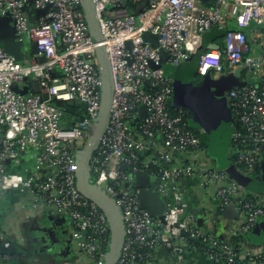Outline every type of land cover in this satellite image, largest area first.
<instances>
[{
    "label": "built area",
    "instance_id": "1",
    "mask_svg": "<svg viewBox=\"0 0 264 264\" xmlns=\"http://www.w3.org/2000/svg\"><path fill=\"white\" fill-rule=\"evenodd\" d=\"M28 1L0 0V17H10L17 40L35 43L38 52L17 62L0 45V199L16 191L25 196L31 214L53 212L65 220L73 253L82 264H104L110 244L106 217L76 187L77 157L101 106L95 44L80 0ZM142 1L134 0L136 7ZM91 2L113 96L107 126L89 162L90 179L121 215L123 243L115 264H151L160 249L170 263L183 264L193 242L181 232L203 244L200 250L211 264H264L263 246L248 248L244 238L264 222V190L247 192L229 174L234 170L246 177L257 168L264 170V32L255 36L256 52L243 32L263 25L264 0H212L210 7L198 0H148L139 14L129 13L123 0ZM25 5L48 9L29 23ZM229 23L235 28L228 29ZM213 26L225 31L222 50L198 54L202 37ZM144 33L156 37V48L143 40ZM159 51L166 59L155 68L160 65ZM196 54L200 77L211 74L216 79L240 68L239 80L246 83L224 94L231 113L232 152L221 169L197 165L201 129H189L185 111L173 102L175 70ZM28 77L40 94L11 90L13 84L19 90L26 87ZM139 106L145 116L132 127ZM138 173L149 176L150 190L162 199L161 219L140 207L141 189L134 184ZM192 176L201 178V187L211 189L223 208L232 206L236 219L243 216L236 227L225 228L222 240L198 229L187 213L178 183ZM235 237L240 244L233 243ZM16 256L2 248L0 264Z\"/></svg>",
    "mask_w": 264,
    "mask_h": 264
},
{
    "label": "water",
    "instance_id": "2",
    "mask_svg": "<svg viewBox=\"0 0 264 264\" xmlns=\"http://www.w3.org/2000/svg\"><path fill=\"white\" fill-rule=\"evenodd\" d=\"M128 0H123V7H126ZM200 3H204L211 0H198ZM148 0H143L137 5L134 10V14H139L144 7L147 5ZM31 4V0L28 1V5ZM80 4L84 13V17L88 27V33L91 37L93 43L95 44V53L96 61L98 65V70L101 76L102 88H101V106L99 117L91 129L90 138L87 142L85 148L79 153L77 160V171H76V187L79 193L86 198L87 200L94 203L97 208L105 215L109 230H110V244L107 252V256L104 260V264H115L118 260L121 246L123 243V224L121 220V215L114 205V203L107 197L103 192H101L97 187L92 184L90 179V167L89 162L91 160L92 154L97 148L99 139L103 135L105 128L108 123L109 110L111 107V101L113 96V81L110 71L109 62L102 46V37L99 30L98 21L95 15L94 7L91 0H80ZM28 5L23 7V10L28 15L29 23H34L38 17L44 16L47 12L48 6L42 10L30 9ZM264 24V17H263ZM142 38L145 42H149L151 47H157V39L151 34L144 33ZM0 45L3 51L14 58L15 61L21 62L27 56L28 53L24 51V42L22 40H17L15 35V29L12 20L8 16L0 17ZM129 45V44H127ZM212 50L218 49V46L211 45L209 47ZM29 54L37 55V49L35 43H30ZM160 53V65L155 67L153 64L151 66L154 68H160L164 64L166 59V54L163 51ZM37 60L39 63L44 62L42 56H38ZM92 64V62H90ZM164 67V66H163ZM170 69V68H169ZM167 70V69H166ZM171 70V69H170ZM240 68L236 69L233 73H230L225 76L218 77L216 79H210L209 74L204 77V82L198 87H193L191 83H184L178 80H175L174 83V96L173 102L175 105L185 107L193 110V119L190 120L189 126L196 129V125L203 126L201 122V117L203 112L201 109L199 111L198 107H194L193 103L203 100V103L206 104L208 99L213 100L217 105V108L221 107V104L225 101L224 94L231 90L234 87H243L245 82L239 80ZM25 85L22 90L18 89L17 84L11 86V90L20 95L27 94L29 92L33 94H40L39 87L37 83L32 82L30 77L25 78ZM209 86V87H206ZM28 86V87H27ZM208 88V90H206ZM42 100H47L46 94H41ZM212 103V104H214ZM226 104V103H225ZM67 105L72 106L73 103H67ZM203 109V108H202ZM139 116L136 118L131 126L133 127L140 119L145 116V110L142 106L138 107ZM204 127L207 131V134L210 135L212 126L208 125ZM230 124L231 117L227 116L223 119V132L224 139L228 143L230 135ZM197 129H201L198 128ZM125 169V168H124ZM230 176L238 183L240 186L245 189L254 190H264L262 187V182L264 181V170L261 176L257 179L252 180L247 177L237 174V171H229ZM134 184L137 188L141 189V194L139 197V205L142 209H145L149 216L152 218H162V213L164 211V204L162 199L156 192L150 190V179L146 173H138L134 176ZM225 219L232 221L236 216L235 209L232 206H227L224 210ZM199 225V222H197ZM181 235L193 243H197L196 239H190L188 235L184 232H181ZM251 240L255 243L264 241V222L260 221L257 223L255 228L251 233Z\"/></svg>",
    "mask_w": 264,
    "mask_h": 264
},
{
    "label": "crops",
    "instance_id": "3",
    "mask_svg": "<svg viewBox=\"0 0 264 264\" xmlns=\"http://www.w3.org/2000/svg\"><path fill=\"white\" fill-rule=\"evenodd\" d=\"M228 26L235 28L233 23H229ZM258 31L253 26L245 30L252 50L255 52L258 51L255 40ZM210 46L207 48L210 49ZM189 59L198 63L197 55H192ZM209 78L215 79L211 74H209ZM184 83H191L193 87H198L193 80ZM200 131L208 135L207 132ZM213 144L214 142L212 144L210 142L208 146L213 147ZM200 152L209 158L213 155V151L209 150L207 145L203 146ZM199 155L200 153L196 159L197 165L206 164ZM214 165L212 167H218L217 164ZM200 184L201 178L198 176L185 178L178 183V188L188 205L187 213L194 218L198 229L212 235L216 240H222L226 237L227 232H225L226 227L219 232L220 225L223 221L234 223L237 216L232 221L225 219L224 210L227 206L223 208L221 202L214 197L213 191L202 188ZM261 184L264 187V181ZM65 223L64 219L51 211H38L31 214L25 196L16 191L4 193L0 199V249H6L17 256L3 264H82L81 257L73 253L68 235L67 237L62 236V232L66 233ZM244 238L248 239L245 235ZM252 242L251 240L246 245L252 246V249L259 246ZM155 256L151 264H172L161 249L156 251ZM182 263L211 264L205 254L195 247L186 250Z\"/></svg>",
    "mask_w": 264,
    "mask_h": 264
},
{
    "label": "trees",
    "instance_id": "4",
    "mask_svg": "<svg viewBox=\"0 0 264 264\" xmlns=\"http://www.w3.org/2000/svg\"><path fill=\"white\" fill-rule=\"evenodd\" d=\"M211 4H212V0L211 1L204 2V3H201V5L204 6V7H210ZM126 8H127V10H128L129 13L133 14L134 13V10L136 8V3H134V0H128L127 1V5H126ZM251 26L255 27L256 29H258L261 32H264V24L261 25V26H255V25H251ZM227 28L228 29H234L231 26H228ZM243 32H244V34L246 36L247 43L251 47V44L248 41L247 33L245 32V30ZM224 35H225V31L224 30H221V29L217 28L216 26L211 27L204 34V36L202 37V47L198 51V54L201 51H203L205 49H208L207 47L209 45H212V44H216L218 46L219 50H222V48H223V41L222 40L224 38ZM198 54H196V55L198 56ZM193 59H189V60L185 61L179 68H177L175 70V80H178V81H181V82H185V81H188V80H193L194 83H196V82H199L200 81V78H203V77H200L197 74V63H195ZM222 62H224V61H222ZM52 104L55 105L56 107H61V108L64 107V105H65V104L64 105L63 104H60L58 102H53ZM182 109L186 113V116H185L186 118L185 119L188 122L189 129H192L193 131L197 132L199 130V129H197V126H196V129H194V127L189 126V122H190L191 117H192V112L188 108H185V107H182ZM202 110L204 111V114L202 116L203 119L206 120L207 122H209L208 125H210V122H211L213 126H212V129H211V134L210 135L198 134V137H199V140H200V147L201 148H203V146H206V145L208 146V144H210V141L211 140H214L213 141L214 143H219L218 142V139L219 138H216V137H217V135L220 132H223L222 129L219 131V129L217 128L218 122L217 123H214V122L211 121V118H210V114L209 113H207V116L204 117L205 116V109H202ZM202 117H201V122H202ZM211 144H212V142H211ZM262 173H263V171H261V169L257 168L254 174H252L250 176H246V177L249 178V179L255 180L259 176H261ZM233 243H236V245H237V243L240 244V238L239 237H235L233 239ZM190 244L193 247H195L196 249H198L199 251H201L200 250V247L203 246V244H201V242H199V243H190Z\"/></svg>",
    "mask_w": 264,
    "mask_h": 264
},
{
    "label": "rangeland",
    "instance_id": "5",
    "mask_svg": "<svg viewBox=\"0 0 264 264\" xmlns=\"http://www.w3.org/2000/svg\"><path fill=\"white\" fill-rule=\"evenodd\" d=\"M29 46H30V41H28L27 39H25L24 40V51H26L28 53V55H29V52H28L29 51L28 50L29 49ZM163 68L165 70L167 69L166 71H170V69L167 67V65H164ZM201 81L203 83L205 81L204 78H200V81L198 82L199 84L197 86L202 85V83H200ZM206 87H209V86L206 85ZM206 90H208V88H206ZM212 101L213 100H211L209 98L208 99V102H206V104H205V103H203V100L200 101V99H199L198 101H196L195 103H193V106L194 107L197 106L198 109H199V111H200V109L202 110V108L205 109V116L204 117H206L207 116V113H209L210 114L211 121L214 122V123H217L218 122L217 128L220 131L223 128V119H225L226 115L228 117L229 116L231 117V113H230L227 105L225 104L226 102L225 103L223 102L221 104V107H219V109H218L217 108V105L214 102H212ZM223 101H225V99H223ZM212 103H214V104H212ZM189 110L192 112L191 119H193V110L192 109H189ZM203 114H204V112H203ZM202 123H203V126L206 127L207 121L204 120L203 117H202ZM210 124H211V126H213L211 122H210ZM196 126L198 128H201V130H203L204 133L207 132L206 129L203 128L201 125L198 124ZM200 133L203 134L201 131H200ZM224 134H225V132H220L217 135L216 138H219L218 139V142L219 143H217L218 145H216L214 143L212 145L213 147L207 146L209 150H212L213 151V155L211 156L212 158L211 157L210 158L209 157H205L204 154H202L201 152H199L200 153L199 157H201V159L204 160L206 162L207 166H209V167H212V165H214V164L216 165L217 164L218 167L217 166L216 167L218 169H221V168H224L227 165V163H228V160H227L228 159V155L231 154L232 150H231V147L229 146V141L227 143L226 140L224 139ZM213 141L214 140H211L210 142H213ZM216 151H218L219 153L217 154ZM237 174H239V173L237 172ZM246 191L247 192H251L252 190L246 189ZM241 219H243V216L238 217V219H236V221L234 223H229V222H224L223 221L222 224L220 225V228L221 229L219 230V232L220 231H223L225 227L227 228V230H230L232 227L233 228L236 227L241 222ZM252 231L253 230H250L248 233L245 234L246 238H248L247 241H251V233H252ZM259 243H260L259 246H263V248H264V241H260ZM246 246H248L249 248H252V246H250L248 244Z\"/></svg>",
    "mask_w": 264,
    "mask_h": 264
},
{
    "label": "flooded vegetation",
    "instance_id": "6",
    "mask_svg": "<svg viewBox=\"0 0 264 264\" xmlns=\"http://www.w3.org/2000/svg\"><path fill=\"white\" fill-rule=\"evenodd\" d=\"M200 83H202V81H201ZM195 84H196V85H198L199 83H198V82H196ZM62 236H63V237H67V233H65V232H62Z\"/></svg>",
    "mask_w": 264,
    "mask_h": 264
}]
</instances>
